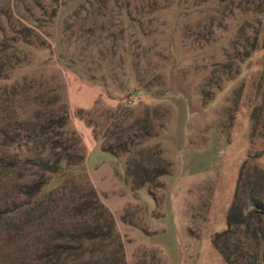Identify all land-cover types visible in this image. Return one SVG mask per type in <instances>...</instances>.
Masks as SVG:
<instances>
[{
	"label": "rangeland",
	"instance_id": "rangeland-1",
	"mask_svg": "<svg viewBox=\"0 0 264 264\" xmlns=\"http://www.w3.org/2000/svg\"><path fill=\"white\" fill-rule=\"evenodd\" d=\"M258 6L261 15L252 12ZM54 93L81 140L87 181L112 216L124 264H227L212 238L226 227L236 185L244 202L255 182L264 209V0H0V161L15 169L0 170V203L39 179L23 159H53L24 145L16 121ZM147 108L150 124L123 139L149 133L138 147L157 144L166 173L139 186L127 174L145 164L138 147L106 154L87 124L100 137ZM70 178L78 187L68 184L66 193L85 190L66 172L49 176L43 191ZM31 218L0 230V264L25 255Z\"/></svg>",
	"mask_w": 264,
	"mask_h": 264
},
{
	"label": "trees",
	"instance_id": "trees-1",
	"mask_svg": "<svg viewBox=\"0 0 264 264\" xmlns=\"http://www.w3.org/2000/svg\"><path fill=\"white\" fill-rule=\"evenodd\" d=\"M252 12L261 15L263 9L258 6ZM6 43L8 42L4 43L5 46ZM250 48L255 50L254 43ZM49 98L50 101L38 109L35 115L24 120L17 119L16 125L19 126L16 128L25 133L24 145L30 143L38 154L48 151L53 159L49 162L23 159V163L29 168L35 167L40 176L30 184L20 185V190L10 203L1 201L0 230L9 231L22 217H32L24 221V227L32 229L34 235L24 246L25 255L17 257V264H124L123 246L114 231L112 216L87 181L84 170L85 153L79 136L69 126L65 104L55 93ZM121 122L111 123L113 130L106 128L100 137L96 135L95 125L87 124L94 132V139L100 140L102 151L114 157L129 153L128 146L137 148L145 137L150 136L149 133H142L123 139L124 134L135 125L150 124L148 108L145 115L137 116L129 127H123ZM140 130L143 131L144 128ZM19 135L17 133L15 136ZM135 138L138 139L137 142ZM8 139L7 135L3 136V144L9 145ZM136 153L145 164H135V169L127 170V174L138 178L139 186L156 181L166 173L163 167L166 162L157 149V144L148 150L138 147ZM2 162L3 160L0 161V170H15L13 165L9 167ZM66 172H76L82 181L79 187L85 190L81 189L76 194V190L70 189L66 193L68 184L78 187L73 178H70L57 188L43 191L49 176L65 175ZM255 184H250L244 202L236 200L239 190L238 184L236 185L226 214V227L213 235L212 244L227 264H264V230L261 227L264 209L254 199ZM112 246L114 253L109 255L107 252ZM28 250L36 252V256L26 255Z\"/></svg>",
	"mask_w": 264,
	"mask_h": 264
},
{
	"label": "crops",
	"instance_id": "crops-1",
	"mask_svg": "<svg viewBox=\"0 0 264 264\" xmlns=\"http://www.w3.org/2000/svg\"><path fill=\"white\" fill-rule=\"evenodd\" d=\"M107 154V153H106Z\"/></svg>",
	"mask_w": 264,
	"mask_h": 264
}]
</instances>
